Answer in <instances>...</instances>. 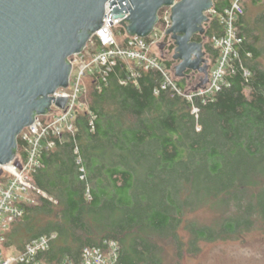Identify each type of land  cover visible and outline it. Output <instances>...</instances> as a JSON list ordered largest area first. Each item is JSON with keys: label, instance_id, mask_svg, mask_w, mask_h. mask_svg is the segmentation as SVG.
Instances as JSON below:
<instances>
[{"label": "trees", "instance_id": "16d2710c", "mask_svg": "<svg viewBox=\"0 0 264 264\" xmlns=\"http://www.w3.org/2000/svg\"><path fill=\"white\" fill-rule=\"evenodd\" d=\"M230 2L214 0V8L222 12ZM251 2L262 10L249 18L244 1L237 20L239 57L213 100L194 99L198 118L190 101L162 88L158 70H141L137 86L121 85V62L101 92L89 83L93 126L78 110L75 134L64 133L42 153V167L30 179L47 197L26 205L23 218L6 232V249L20 251L28 240L55 233L42 255L46 264L79 263L84 248L106 240L119 243L122 264H180L202 242L237 239L264 226V0ZM205 25V35L194 39L204 42L213 65L220 52L212 38L222 26L217 18ZM177 83L184 90L195 85L193 78ZM19 154L24 159L20 143ZM202 208L212 212L210 223L188 217Z\"/></svg>", "mask_w": 264, "mask_h": 264}, {"label": "water", "instance_id": "95a60500", "mask_svg": "<svg viewBox=\"0 0 264 264\" xmlns=\"http://www.w3.org/2000/svg\"><path fill=\"white\" fill-rule=\"evenodd\" d=\"M110 21L130 38L147 37L159 21V11L171 7V26L155 43L157 57L172 59L177 79L198 73L190 90H205L210 60L203 41L214 0H0V164L17 154V137L35 116L57 104L64 111L67 98L51 97L69 84L68 57L79 53L94 32L103 28L105 7ZM174 44L172 56L162 55ZM189 90H184L188 95ZM15 164L21 167L16 160Z\"/></svg>", "mask_w": 264, "mask_h": 264}, {"label": "built area", "instance_id": "2783aa9c", "mask_svg": "<svg viewBox=\"0 0 264 264\" xmlns=\"http://www.w3.org/2000/svg\"><path fill=\"white\" fill-rule=\"evenodd\" d=\"M177 1V0H176ZM245 0H231L222 12L214 7L207 14L217 18L222 26V34L212 38V45L220 52L217 61L209 70V81L205 90H189L188 95L178 86L177 78L172 67L168 68L157 57L158 43L165 31L171 26L169 17L172 6L160 9L159 21L147 37H127L122 27H116L110 21L111 7H105L102 20L103 28L94 32L86 46L79 53L68 57L71 65L69 84L58 88L51 97L67 98L66 109L63 111L56 103L50 106L54 114L35 116L34 123L26 126L17 137L18 149L16 157L7 164H0V264H46L42 255L51 247L56 234L41 235L26 242L20 251L6 249V232L15 222L24 216L26 205L35 201V196L47 197V194L37 188L30 176L42 167L41 156L44 151L54 149L57 139L62 140L64 133L75 134L74 121L78 110H85L90 118L91 126L95 115L87 100L89 83L92 81L95 89L101 92L108 85V76L119 63L125 65V76L119 79L121 85H138L141 70H158L163 77L162 88H170L177 95L185 97L193 104L192 113L198 118L199 108L194 99L200 98L203 103L213 100L226 84V77L233 71L232 61L239 57L238 46L242 39L239 37L237 20L245 13ZM248 79L251 73L244 70ZM158 93V92H157ZM197 126V130H200ZM19 143L24 154H19ZM74 153L80 164L81 178H85V168L79 155V148L75 146ZM21 164L18 167L15 161ZM86 197L91 198L87 187ZM52 200V199H51ZM120 245L115 240H106L102 246L84 248L79 263L64 259L60 264H122L119 261Z\"/></svg>", "mask_w": 264, "mask_h": 264}, {"label": "rangeland", "instance_id": "374dc122", "mask_svg": "<svg viewBox=\"0 0 264 264\" xmlns=\"http://www.w3.org/2000/svg\"><path fill=\"white\" fill-rule=\"evenodd\" d=\"M245 2H248L246 14L249 18L255 17L262 10V7L253 5L251 0ZM261 44H264L263 40ZM261 60L264 64V54ZM174 64L173 61L172 68ZM188 217L200 223H210L213 214L202 208L190 213ZM181 234L185 240L188 239L187 232L182 231ZM175 254V248L170 247L168 259L174 261ZM180 264H264V226L254 227L237 239L202 242L199 251L196 254L185 253Z\"/></svg>", "mask_w": 264, "mask_h": 264}, {"label": "flooded vegetation", "instance_id": "af4514ba", "mask_svg": "<svg viewBox=\"0 0 264 264\" xmlns=\"http://www.w3.org/2000/svg\"><path fill=\"white\" fill-rule=\"evenodd\" d=\"M196 36H197V35H195V36L193 37V40H195L194 38H195ZM196 41H198V40H196ZM173 51H174V44H173V42H171L169 45H166V46H165V48L162 50L161 54H162V55H166V56H172ZM207 57H208V55H207ZM208 58H209V57H208ZM209 60H210V59H209ZM174 63H175V62H174ZM210 68H211V62H210ZM209 70H210V69H209ZM197 74H198V73L192 74L191 78H195ZM191 78H190V79H191Z\"/></svg>", "mask_w": 264, "mask_h": 264}]
</instances>
